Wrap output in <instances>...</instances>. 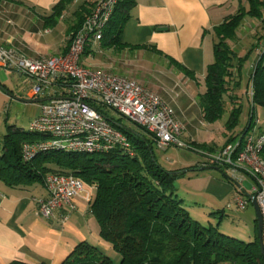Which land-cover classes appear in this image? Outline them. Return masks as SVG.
Returning a JSON list of instances; mask_svg holds the SVG:
<instances>
[{"label": "trees", "instance_id": "1", "mask_svg": "<svg viewBox=\"0 0 264 264\" xmlns=\"http://www.w3.org/2000/svg\"><path fill=\"white\" fill-rule=\"evenodd\" d=\"M71 1L59 0L54 4L52 13L43 17L45 22H55L56 17ZM247 2L248 8L239 6L235 13L214 27V61L207 66L204 77L206 88L198 96V105L205 122L213 123L225 113L228 115L224 122L225 140L219 148L249 129L254 124L253 117L257 108H264L262 50L253 70L247 76V89L249 90L251 83L253 88L252 99L248 94L246 96L249 104L248 119L244 128L235 132L242 112V97L238 93H232V89L239 88L243 64L257 45L240 56L229 42L236 39V30L245 16L260 21L264 17V0ZM134 4L135 0H117L100 41L104 40L106 44L120 42V34ZM84 11L85 8L80 9L78 21L68 30L69 36L82 24L88 13L87 11L82 15ZM69 42L68 38L66 51ZM234 75L238 77V81L230 87ZM0 87L4 89V86ZM94 107L126 136L128 148L117 146L110 151L96 153L42 152L25 161L21 155L22 145L26 142H38L43 139L42 135L8 124L7 132L1 140L0 181L5 185L21 187L34 183L43 184L45 175L57 173L72 174L87 186L95 187L89 213L97 220L101 239L111 245V251L118 254L119 260L115 262L106 254L110 249L104 250L83 241L74 247L61 264H264V255L261 254L258 243L256 219L254 240L246 242L222 231L220 226L224 210L209 211L204 220H200L191 211V204L178 194L177 180L181 175L211 166L204 165L207 162L204 157L193 166L166 169L157 161L153 138L142 127L136 125L137 130L127 129L111 120L105 113L104 106ZM258 130L264 134L259 124ZM190 143L196 149V143ZM200 147L213 152L219 149L214 144L207 147L201 144ZM259 155L264 159V147ZM224 176L231 182L225 173ZM215 214H218L217 222L210 218ZM6 264L29 263L11 260Z\"/></svg>", "mask_w": 264, "mask_h": 264}, {"label": "crops", "instance_id": "2", "mask_svg": "<svg viewBox=\"0 0 264 264\" xmlns=\"http://www.w3.org/2000/svg\"><path fill=\"white\" fill-rule=\"evenodd\" d=\"M58 1L0 0V45L12 46L29 57L64 54L68 30L78 21L80 9L85 8L84 15L96 0H72L56 21L49 24L43 17L52 13V7ZM239 6L248 8L247 0H135L120 34V42L106 44L103 40L88 43L80 56V64L93 71L104 70L127 77L158 94L184 127L180 139L183 136V141L196 143L197 150L188 151L200 153L202 161L203 153L213 151L197 145L200 142L195 134L186 137V132L197 121L204 122L198 96L205 91L207 66L214 61V27L235 13ZM261 35L258 45L264 43V34ZM256 60L257 54L247 69V75L253 70ZM0 85L13 95L0 87V114L6 115L5 126L9 124L25 130L18 125L25 119L30 127L48 100H19L6 81ZM66 93L67 87L55 84L38 97H31L28 90L26 99H50ZM236 128L237 133L244 127ZM225 131L219 127L215 131L220 133L223 142ZM211 144L219 148L223 143L220 145L213 138L204 145ZM200 161L187 162L181 167L193 166ZM186 176L189 180L184 181ZM180 178L177 182L180 193L200 220H204L202 211L205 209H220L216 206L222 203L231 189L228 181L206 170L188 171ZM45 196L42 183L9 187L0 181V264L11 260L29 264H61L83 241L104 250L111 248L101 239L97 220L89 212H73L64 222L59 217L47 219L37 216L36 200Z\"/></svg>", "mask_w": 264, "mask_h": 264}, {"label": "built area", "instance_id": "3", "mask_svg": "<svg viewBox=\"0 0 264 264\" xmlns=\"http://www.w3.org/2000/svg\"><path fill=\"white\" fill-rule=\"evenodd\" d=\"M116 4L117 0H96L80 27L69 36L64 54L29 57L12 46L0 45V67L28 77L31 97L44 95L55 84L67 87L66 94L48 99L31 122L29 129L43 139L22 145L23 160L50 151L96 153L117 146L128 148L126 136L95 109L96 105L108 107L142 127L159 148L175 145L193 149L190 142L180 139L184 127L158 94L127 77L93 71L80 64L87 44L101 40ZM247 94L251 100L252 83ZM253 121L243 134L215 152L203 153V157L207 161L204 165L225 169L230 181L236 184L240 193L233 199L236 208L245 209L255 198L264 243V159L259 155L264 147V134L258 130L259 119L255 114ZM246 177L252 184L248 192L242 186ZM43 186L46 196L36 200L37 216L59 217L64 222L73 212H89L94 186H87L72 174L57 173L45 175Z\"/></svg>", "mask_w": 264, "mask_h": 264}, {"label": "rangeland", "instance_id": "4", "mask_svg": "<svg viewBox=\"0 0 264 264\" xmlns=\"http://www.w3.org/2000/svg\"><path fill=\"white\" fill-rule=\"evenodd\" d=\"M261 34H264V28H262V21L256 18L252 17H244L242 20L241 25L236 30V39L234 41H231L229 44L233 49L236 50L237 54L240 56H243L251 47V45L256 44L258 45L257 41L262 37ZM262 39V38H261ZM257 49H254L252 53L249 55L246 62L243 64L242 67V78L240 81L239 88H233L232 93H238L239 96L242 97L241 104H242V112L239 117V124L236 130L242 129L246 125V121L248 119V100H247V69L248 67L253 63V60L260 54L262 50H264V43L258 45ZM25 75L5 70L2 67H0V82L6 81V83L13 88L14 92L17 94L16 97L19 100H25L28 101L29 99H26L27 92L30 88V80L28 77H24ZM238 81L237 76H233V79L230 82V87H232L233 83ZM24 96L23 98H19L20 95ZM104 111L107 114V116L114 120L115 122L119 123L121 126L127 128V129H135L137 130V126L130 122L128 119L119 116L114 110L104 107ZM255 115L259 119V125L262 130H264V108H257ZM12 116V114H11ZM6 115L0 114V146H1V140L3 138V135L7 132V128L5 126L4 118ZM228 115L225 113L221 119L213 122H202L197 121L195 125L190 127L189 131L186 132V137L188 135L195 134V138L198 142L201 144H208V142H211L213 138H215V141L218 144L223 143V139L220 135V133H216L217 128H224V122L226 121ZM9 123V122H8ZM20 127L24 128L26 131L28 130L29 123L23 119L20 121V124H18ZM215 130L213 133L212 131ZM185 136V135H184ZM181 139H185L183 136ZM207 142V143H204ZM207 147V146H205ZM155 155L157 158V161L164 167V168H176L181 167L184 164L189 163H196L200 161L201 154L196 152H190L184 148L177 147L175 145H169L166 146L165 149H158L155 148ZM207 173L213 174L217 176L221 180L228 181L225 176V169H221V171L216 169H207ZM226 175V173H225ZM181 177V176H180ZM179 177V178H180ZM181 179V178H180ZM193 179V178H191ZM189 180V177H184V181ZM180 180L178 179L177 182ZM229 182V181H228ZM231 189L230 191L225 195L222 203L220 205L216 206L222 210H224V216L221 223L220 228L222 231L227 233L228 235L237 237L243 241L249 242L254 240L255 233H256V227H255V219H256V213L254 210V207L251 203L247 205L245 209H238L235 207L233 203V199L236 195H240L239 191L237 190V186L234 182H229ZM242 186L244 187L245 191L248 192L251 189V181L248 177H246L243 182ZM178 194L181 195L180 190L178 188ZM229 205H228V204ZM220 209H214L211 211H216ZM203 215L202 217H205L207 215V211H202ZM213 222H217L218 220V214H215V216L210 217ZM108 256H110L115 262L119 260L118 254H116L114 251H111V249L106 253Z\"/></svg>", "mask_w": 264, "mask_h": 264}, {"label": "water", "instance_id": "5", "mask_svg": "<svg viewBox=\"0 0 264 264\" xmlns=\"http://www.w3.org/2000/svg\"><path fill=\"white\" fill-rule=\"evenodd\" d=\"M8 94L13 96L10 92H8ZM44 100H48V99H33V100H28L26 102H42ZM207 169H216V170L221 171L220 168L217 166H204V167H201L200 170H207ZM251 204L253 205L255 213H256V225H257L258 243H259L260 251H261V254L264 255V243H262V218H261V214H260L257 202L254 197L251 198Z\"/></svg>", "mask_w": 264, "mask_h": 264}]
</instances>
